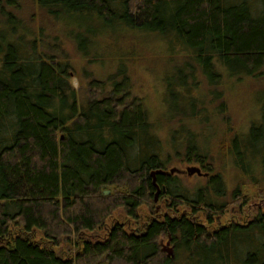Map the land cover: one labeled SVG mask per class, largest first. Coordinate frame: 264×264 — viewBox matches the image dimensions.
Returning a JSON list of instances; mask_svg holds the SVG:
<instances>
[{
	"label": "trees",
	"instance_id": "1",
	"mask_svg": "<svg viewBox=\"0 0 264 264\" xmlns=\"http://www.w3.org/2000/svg\"><path fill=\"white\" fill-rule=\"evenodd\" d=\"M34 3L65 26L86 59L103 33L136 31L182 46L211 83L220 70L256 78L264 68V0ZM25 26L0 0V264H264V212L244 226L209 229L227 210L222 175H211L191 192L165 174L168 154L145 107L129 94L123 70L124 77L109 80L118 83L92 80L91 97L80 106L69 60L51 55L53 45L47 49L38 37L28 38ZM260 113V125L233 136L226 151L232 167L250 180L264 176V103ZM187 131L174 132L171 144L180 141L187 161L209 170L196 136ZM159 171L154 181L151 174ZM156 186L176 216L153 220L138 235L117 224L104 242L86 240L117 209L135 218L141 205L154 200ZM242 194L237 188L232 198ZM198 215L205 222H197ZM72 237L79 242L69 256L43 246L58 248ZM162 238L173 247L170 255L161 250Z\"/></svg>",
	"mask_w": 264,
	"mask_h": 264
},
{
	"label": "rangeland",
	"instance_id": "2",
	"mask_svg": "<svg viewBox=\"0 0 264 264\" xmlns=\"http://www.w3.org/2000/svg\"><path fill=\"white\" fill-rule=\"evenodd\" d=\"M12 1L18 5V9ZM12 1L4 0L6 9L26 25L30 35L28 38L38 37V41L46 44V48L47 45L48 48L49 45H57L58 49L55 50L50 46L51 55L56 54L58 60H69L72 67L70 83L77 93L80 106L91 97L89 84L92 80H108V85L115 81L118 83L119 79L109 80L114 74L119 75L121 69L127 79L129 94L139 99L145 107L162 142L164 153L168 154L165 174L176 176L181 185L191 192L206 185L211 175H222L227 189V196L223 200L227 203V210L215 218L209 229L232 224L244 226L259 212H264V176L259 173L254 175L253 180L246 178L232 167V161L226 156L229 140L233 136L248 133L252 126L260 125V112L264 103V68L256 78L229 77L220 70L217 83H211L196 69L190 52L182 46L173 41L168 44L158 36L136 31L103 33L105 35L95 39L89 58L86 59L78 52L65 26L47 18L36 7L34 0ZM39 47V50L48 53V48ZM185 65L192 66L194 71L182 69ZM108 85L107 90H111ZM93 91L103 95L100 91ZM172 98L176 104H171ZM180 128L188 129L190 136H196L195 141L206 154V168H210V171L203 169L200 164L187 161L184 151L177 147L180 141L171 144L173 133ZM192 167L198 168L202 175L188 176L186 171ZM171 171L174 173L171 174ZM237 188L243 190V194L236 201L232 194ZM169 205L168 200L157 197L156 202L150 200L141 205L135 218L126 217L122 209H117L102 227L84 237L91 242H104L109 231L117 224L126 233L138 235L151 221H160L164 216H176L169 211ZM180 211L189 212L183 207ZM199 216H196V221L205 222ZM14 229L17 230V227ZM41 239L40 234L32 236L35 242L40 243ZM78 242L76 237H72L70 241L63 239L58 248L46 242L43 246L69 256L76 252L73 243ZM160 245L162 252L170 255L173 247L165 238L161 239Z\"/></svg>",
	"mask_w": 264,
	"mask_h": 264
},
{
	"label": "water",
	"instance_id": "3",
	"mask_svg": "<svg viewBox=\"0 0 264 264\" xmlns=\"http://www.w3.org/2000/svg\"><path fill=\"white\" fill-rule=\"evenodd\" d=\"M187 175L188 176H193V175H197V176H201L202 175V173L200 172V170L198 169V168H195V167H192V168H188L187 169ZM163 172L162 171H159V172H153L152 174H151V176L153 177V180L155 181V175L156 174H162ZM172 173H174V171H171V174ZM156 189H157V192H156V194H155V198H154V201L156 202L157 201V197H158V195L160 194V190H159V188L156 186ZM162 192H164V189H162ZM104 195H108V192L107 191H105L104 193H103ZM169 254H171V252L169 253Z\"/></svg>",
	"mask_w": 264,
	"mask_h": 264
},
{
	"label": "bare ground",
	"instance_id": "4",
	"mask_svg": "<svg viewBox=\"0 0 264 264\" xmlns=\"http://www.w3.org/2000/svg\"><path fill=\"white\" fill-rule=\"evenodd\" d=\"M47 18H49V17H47ZM50 19V18H49Z\"/></svg>",
	"mask_w": 264,
	"mask_h": 264
}]
</instances>
